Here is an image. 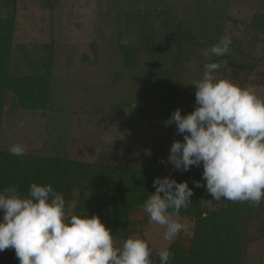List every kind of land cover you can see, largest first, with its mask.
<instances>
[{"label":"trees","instance_id":"1","mask_svg":"<svg viewBox=\"0 0 264 264\" xmlns=\"http://www.w3.org/2000/svg\"><path fill=\"white\" fill-rule=\"evenodd\" d=\"M136 1L146 2L147 8H136ZM232 1L179 0L185 17L174 25L177 17L167 9L173 8L177 0H161L164 5L160 4V0H131L132 8L116 40V50L124 71L117 72L112 83L117 85L130 80L131 83L143 85L136 99L141 126L150 117L151 105H158L162 109L161 128L165 131H177L174 124L166 126V121L175 110L180 109L182 115L194 111V86L173 82L170 79L172 71L175 67L182 71L190 63L187 53L191 47L208 42L216 44L226 35L223 27L231 18L229 10ZM157 4L162 10H156ZM16 7L17 0H0V139L3 117L8 113L5 111L7 105L10 111L13 108L39 111L49 118L50 137L47 145L50 142L52 153L15 156L0 147V190L15 186L21 194L27 195L32 183L51 184L54 190L64 195L66 201L76 202L74 214L98 215L112 230L115 239L124 241L137 231L138 226L147 222L146 219L135 222L133 216L143 209L149 195L155 193L154 180L171 176L177 182L187 181L193 189V202L187 209H181L180 216L191 219L195 224L189 245L176 241L167 247L174 257L172 264H247L251 224L255 222L256 231L264 236V203L254 206L249 202L213 199L206 187L195 186L197 181L206 185L202 178V165L199 168L194 166L184 173L174 169L168 171L164 167L165 163H161L164 157L159 148L150 160L151 165L140 168L75 161L62 155L65 151L64 140L69 135L65 126L70 125L71 114L66 115L59 90L69 85L53 76V44L25 54V57H29L26 61L22 60L20 51L23 48L13 43ZM250 25L264 35V13H255ZM127 32L134 33L135 42L125 41ZM231 37L230 51L242 52L241 42ZM160 39L171 44L166 53V69H160V60L156 56L160 53ZM144 47L152 52L147 63L143 61ZM227 54L212 56L207 62H220L217 73H225L232 63L225 61ZM253 62L250 69L246 70L247 66H244L247 72L251 73L258 67L259 60L254 59ZM144 67L148 69L145 72L128 77L125 74L130 70L144 71ZM202 67L204 64H199V68ZM231 67L236 71L243 66L237 62ZM114 109L117 107L114 106ZM55 113L62 114V122L55 118ZM147 126L153 127L151 124ZM8 250L15 252L13 249ZM156 253L152 252V259L154 264H159Z\"/></svg>","mask_w":264,"mask_h":264},{"label":"rangeland","instance_id":"2","mask_svg":"<svg viewBox=\"0 0 264 264\" xmlns=\"http://www.w3.org/2000/svg\"><path fill=\"white\" fill-rule=\"evenodd\" d=\"M135 3L136 8L145 9L147 6L144 1ZM160 4L156 5V10H162ZM131 8V0H17L13 43L23 48L24 51H20L23 61L29 57H25V54L53 44V76L69 85L59 90V98L65 104L62 107L66 115L71 114L70 125L65 126L69 135L64 140L65 151L62 155L75 161L140 168L151 165L150 160L159 148L164 157V167L169 171L174 169L167 160L170 147L174 141H182L183 135L175 130L165 131L161 128L162 109L158 105H151L150 117L143 123L146 125L143 128L136 109L137 94L142 91L143 85L131 83L130 80L117 85L112 83L115 74L124 71L116 50V40L118 31L124 29L125 18ZM181 8L182 3L177 0L173 8L167 9L177 17L174 25L185 17ZM257 12L264 13V0L231 2V18L225 22L223 31L241 42L243 53L232 49L225 61H232L231 66L238 62L243 67L235 71L228 66L225 73L216 75L218 79H227L241 87L253 86L257 95L264 98V35L250 25ZM135 38L133 32H127L125 41L135 42ZM169 45L161 39L158 42L160 53L156 56L160 60V69L168 66L166 53ZM213 45L208 42L191 47L187 53L190 63L182 71L175 67L170 79L191 85L201 79L204 67L199 68V64L208 63L212 56H205L204 52ZM151 54V50L144 47L145 63L150 61ZM254 59L259 60L258 67L251 73L247 72ZM244 66H247L246 70ZM146 68L144 71L130 70L125 74L127 77L139 74L148 70ZM9 109L7 105L5 111L8 113L3 117L1 149L10 152L11 145L23 144L26 153H52L50 142L47 145L50 137L48 116L23 108ZM54 115L62 122L61 113ZM147 150L151 151V155L147 154ZM74 196H77V191ZM0 216H3L2 211ZM133 219L135 222L147 220L144 225L137 227L131 237L148 240L152 252L169 247L176 241L189 245L195 230L191 219L179 216L180 222L188 224L189 228L169 243L163 239L164 228L152 223L144 209L137 211ZM256 228L257 224L252 223L247 244V264H264V236L259 235ZM115 241L118 246L123 242L120 239ZM0 264H19V260L15 252L5 250L0 252Z\"/></svg>","mask_w":264,"mask_h":264},{"label":"clouds","instance_id":"3","mask_svg":"<svg viewBox=\"0 0 264 264\" xmlns=\"http://www.w3.org/2000/svg\"><path fill=\"white\" fill-rule=\"evenodd\" d=\"M231 44L226 34L204 55L224 56ZM220 66L206 63L202 78L193 82L194 111L182 115L177 109L166 121L183 135L172 143L167 160L181 173L202 165L206 185L195 186L206 187L213 199L259 206L264 203V98L253 86L218 79ZM9 151L23 156L26 147L13 144ZM153 187L143 209L171 243L189 228L179 216L192 204L193 189L171 176L156 178ZM75 208L76 202L66 201L51 184L32 183L27 195L15 186L0 190V252L13 249L19 264H154L148 240L129 237L118 246L98 215L80 216ZM156 255L159 264L174 259L167 247Z\"/></svg>","mask_w":264,"mask_h":264}]
</instances>
